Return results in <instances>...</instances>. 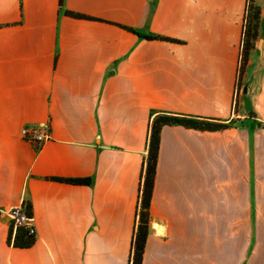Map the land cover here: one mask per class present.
Wrapping results in <instances>:
<instances>
[{"label":"crops","instance_id":"crops-1","mask_svg":"<svg viewBox=\"0 0 264 264\" xmlns=\"http://www.w3.org/2000/svg\"><path fill=\"white\" fill-rule=\"evenodd\" d=\"M253 2L236 102L247 0H0V264H129L151 111L231 124L161 128L142 264H264V0ZM31 128L48 139L28 142ZM79 178L91 184L64 181ZM22 204L28 248L8 239L6 212Z\"/></svg>","mask_w":264,"mask_h":264},{"label":"trees","instance_id":"trees-1","mask_svg":"<svg viewBox=\"0 0 264 264\" xmlns=\"http://www.w3.org/2000/svg\"><path fill=\"white\" fill-rule=\"evenodd\" d=\"M59 2L61 5L62 0H59ZM64 13L66 16L75 19H90L87 16L71 11H64ZM258 22L259 9L254 4L253 0H247L246 9L244 13V27L238 76L240 74L242 75L247 63L249 50L251 49L253 42L257 39ZM126 29L133 32L140 39L149 41L159 40L171 43L178 42L177 40L152 34L150 32H140L138 30L130 28ZM230 124L231 122H225L222 120L208 117L192 116L171 112H150L148 135L146 142V156L144 159L142 183L140 185V193L137 203L136 222L131 240L129 264H142L144 246L149 229V207L158 157L159 134L161 128L163 126H181L187 129L200 131H219L227 129L228 127H230ZM64 181L75 185L91 184L90 178L66 179ZM25 210L27 214L31 216L29 204L25 205ZM8 239H12V245L17 248H28L32 246L34 242V238L27 236L26 231L21 228H16L13 232L12 225L10 226Z\"/></svg>","mask_w":264,"mask_h":264},{"label":"built area","instance_id":"built-area-1","mask_svg":"<svg viewBox=\"0 0 264 264\" xmlns=\"http://www.w3.org/2000/svg\"><path fill=\"white\" fill-rule=\"evenodd\" d=\"M21 135L28 142L38 144H42L48 139V134L40 131L39 128L24 129L22 130ZM6 215L10 220L13 230L21 228L26 231L27 236L34 238L35 229L32 224V217L27 214L24 204L10 208L6 212Z\"/></svg>","mask_w":264,"mask_h":264},{"label":"rangeland","instance_id":"rangeland-1","mask_svg":"<svg viewBox=\"0 0 264 264\" xmlns=\"http://www.w3.org/2000/svg\"><path fill=\"white\" fill-rule=\"evenodd\" d=\"M240 92H241V74L239 75V80H238V84L236 87V94H235V101L237 102L239 97H240ZM234 123V121L232 122Z\"/></svg>","mask_w":264,"mask_h":264}]
</instances>
